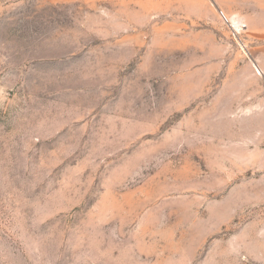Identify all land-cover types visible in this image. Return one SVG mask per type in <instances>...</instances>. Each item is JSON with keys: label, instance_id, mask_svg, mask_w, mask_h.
<instances>
[{"label": "rangeland", "instance_id": "rangeland-1", "mask_svg": "<svg viewBox=\"0 0 264 264\" xmlns=\"http://www.w3.org/2000/svg\"><path fill=\"white\" fill-rule=\"evenodd\" d=\"M0 264H264V0H0Z\"/></svg>", "mask_w": 264, "mask_h": 264}]
</instances>
